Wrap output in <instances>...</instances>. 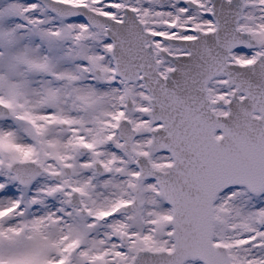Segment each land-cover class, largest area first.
Instances as JSON below:
<instances>
[{"label": "snow or ice", "instance_id": "6c2138e0", "mask_svg": "<svg viewBox=\"0 0 264 264\" xmlns=\"http://www.w3.org/2000/svg\"><path fill=\"white\" fill-rule=\"evenodd\" d=\"M0 264H264V0H0Z\"/></svg>", "mask_w": 264, "mask_h": 264}]
</instances>
